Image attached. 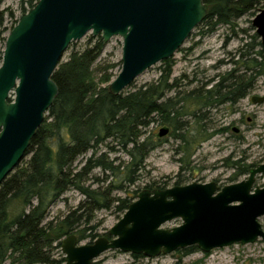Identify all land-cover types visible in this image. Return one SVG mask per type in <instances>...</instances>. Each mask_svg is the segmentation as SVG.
I'll return each instance as SVG.
<instances>
[{
	"label": "water",
	"instance_id": "water-1",
	"mask_svg": "<svg viewBox=\"0 0 264 264\" xmlns=\"http://www.w3.org/2000/svg\"><path fill=\"white\" fill-rule=\"evenodd\" d=\"M207 14L203 0H38L21 14L6 36L0 66V185L25 158L53 104L58 90L51 76L72 42L87 33L104 45L113 37L122 40L121 70L108 86L117 96L147 69L172 58ZM251 26L264 47V9ZM251 101L260 104L264 97ZM167 133L163 127L157 138ZM262 174L264 164L221 189L210 182L141 190L107 237L85 245L75 235L66 237L63 264H94L110 250L154 258L192 246L208 253L264 239L258 223L264 180L253 187ZM176 219L182 224L161 229Z\"/></svg>",
	"mask_w": 264,
	"mask_h": 264
},
{
	"label": "trees",
	"instance_id": "trees-1",
	"mask_svg": "<svg viewBox=\"0 0 264 264\" xmlns=\"http://www.w3.org/2000/svg\"><path fill=\"white\" fill-rule=\"evenodd\" d=\"M17 1L22 13L27 12L25 5L31 9L36 4L31 0ZM261 1L203 0L208 14L201 22L206 33L200 35L209 34L221 25L231 26ZM2 3L0 0V43H5L6 18L12 21L14 12L1 9ZM16 24L14 20L12 27ZM247 46L251 50V45ZM256 46L262 47L260 42ZM104 47L100 36L91 35L82 48L70 51L67 60L61 61L51 76L58 94L30 142L25 153L27 160H21L0 185V264L13 256L24 264H63L64 257L52 256V251L61 247L58 242L61 238L75 235L77 241L94 239L96 235L88 225L96 211L114 206L118 213L124 214L132 203L126 188L136 183L146 159L163 142L153 138L149 131L156 117L162 124L172 126L173 131L184 130L186 125H177V119L188 115L182 113L187 102L197 103L199 97H204L202 105L204 101L208 106L235 104L246 97L252 86V79L241 82L230 72L204 96L190 91L179 97L175 91L173 98H166L167 93L178 87L176 79L169 83L173 67L170 58L161 62V75L156 82L113 96L108 85L115 78L114 70H120L121 61L106 60L97 68V77L92 68ZM240 59L244 61V75L260 72L264 47L241 54ZM180 102L183 104L177 107ZM190 116L200 121L204 114L191 112ZM116 153L127 160L110 157ZM80 158L81 163L76 165ZM237 168L230 181L247 176L253 165ZM95 169L101 171L103 180L95 177V184H87ZM68 191L77 192L83 200L64 218L45 222L50 207ZM118 192L124 193V197L112 196ZM14 203L21 210L12 215L10 209ZM55 242L58 244L53 246ZM195 250L192 246L187 252Z\"/></svg>",
	"mask_w": 264,
	"mask_h": 264
},
{
	"label": "rangeland",
	"instance_id": "rangeland-1",
	"mask_svg": "<svg viewBox=\"0 0 264 264\" xmlns=\"http://www.w3.org/2000/svg\"><path fill=\"white\" fill-rule=\"evenodd\" d=\"M31 1L34 4L37 2V0ZM24 7L26 11L29 10L28 5ZM1 9H9L14 12L12 21L6 18L7 32L4 34L6 37L15 26L12 27L13 21H18L23 13L19 9L17 0H3ZM263 9L264 0L255 9L233 21L231 26H218L214 31L204 36L200 34L206 33V27H203L204 24H199L175 52L171 58L173 67L169 83L176 79L178 87L167 93L166 98H173L175 91L178 92L179 97H183L190 91L199 92L200 96H204L205 92L212 89L221 77L230 72L241 79V82L252 79V86L247 91L246 97L235 104L223 103L219 106L215 104L208 106L204 101L202 105L204 97H199L197 103L187 102L182 113L185 112L188 115L177 119L179 121L177 125H186L184 130L173 131L172 126L162 124L156 117L155 122L149 128L153 138L157 139L159 130L163 127L168 128V133L161 138L162 144L146 159L143 169L138 172L136 183L126 188L128 189L127 194H130L133 199L132 202L146 186L165 190L191 183L214 182L221 189L226 185L246 179V176H241L230 181L238 166L253 165L255 168L264 164V102L253 104L251 101L252 98L264 97V65L260 67V72L255 74L249 72L244 75L245 71L242 69L244 61L240 59L241 54L252 53L262 48L256 46L259 39L253 38L255 32L251 21ZM90 36L91 34L87 33L79 41L72 42L61 61L67 60L71 50L82 48ZM247 45H251V50ZM3 49L4 43H0V66ZM121 51L122 40L119 37L111 38L92 67L94 75L97 77V68L106 60L120 61ZM110 54L112 56H109ZM161 69V63L147 69L123 92L133 91L146 84L156 82L161 75ZM120 70L118 71V68L114 70L115 78ZM10 97L13 98V94H10ZM182 104L180 102L177 107ZM199 111L204 114L200 121L190 116L191 112ZM184 140H187V143ZM110 157H117L122 161L127 160L120 153L112 154ZM24 160L27 158L25 157ZM81 160L82 158L78 159L76 165H79ZM95 177L101 180L104 178L101 171L95 169L87 184H95L93 183ZM263 180V174L257 175L253 187L261 188ZM177 182L178 184H176ZM92 188H96V185H92ZM135 190L138 193L133 194ZM112 196L124 197V193H113ZM82 200L83 197L77 192H66L50 207L45 222L64 218L75 210ZM20 210L21 206L14 203L10 212L14 215ZM28 211L26 208L25 212ZM122 215L115 210L114 206L109 210L96 211L93 214L92 223L88 225L89 228H93L91 233L96 235L95 238L82 239L78 243L80 245L91 244L97 238L105 237L108 231L122 218ZM258 223L264 232V216L258 219ZM181 224V220L176 219L165 223L161 229H171ZM88 234L89 231L85 232L86 236ZM65 238H61L58 242L62 243ZM58 242H55L53 246H56ZM188 248L166 255L160 254L154 258L110 250L97 258L94 264H264V239H258L252 244H234L213 249L208 253H203L197 248L195 251L187 252ZM52 256L54 259L64 257L60 248L54 249ZM4 264L24 263L13 256L7 259Z\"/></svg>",
	"mask_w": 264,
	"mask_h": 264
},
{
	"label": "flooded vegetation",
	"instance_id": "flooded-vegetation-1",
	"mask_svg": "<svg viewBox=\"0 0 264 264\" xmlns=\"http://www.w3.org/2000/svg\"><path fill=\"white\" fill-rule=\"evenodd\" d=\"M259 42H260V41H259ZM237 102H239V100H238ZM258 166H259V165H258ZM253 168H254V167H253ZM251 169H252V168H251ZM251 169H250V170H251ZM250 170H249V171H250ZM248 174H249V172H248ZM247 176H248V175H247ZM247 176H246V177H247ZM255 179H256V178H255Z\"/></svg>",
	"mask_w": 264,
	"mask_h": 264
}]
</instances>
